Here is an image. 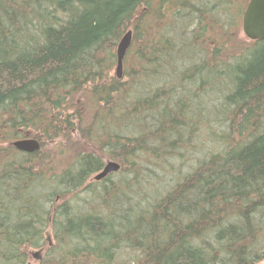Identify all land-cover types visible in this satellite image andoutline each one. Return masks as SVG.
Returning <instances> with one entry per match:
<instances>
[{
	"label": "trees",
	"instance_id": "16d2710c",
	"mask_svg": "<svg viewBox=\"0 0 264 264\" xmlns=\"http://www.w3.org/2000/svg\"><path fill=\"white\" fill-rule=\"evenodd\" d=\"M206 2L0 0V264L264 260V40Z\"/></svg>",
	"mask_w": 264,
	"mask_h": 264
},
{
	"label": "water",
	"instance_id": "95a60500",
	"mask_svg": "<svg viewBox=\"0 0 264 264\" xmlns=\"http://www.w3.org/2000/svg\"><path fill=\"white\" fill-rule=\"evenodd\" d=\"M241 26L243 33L250 40H264V0H248L242 14ZM132 40V31H126L116 46V76H122V62L125 54L130 47ZM12 146L20 151L32 153L40 148V143L36 138L28 137L13 141ZM120 169L119 163L107 161L102 169L98 171L92 179L102 180L110 173L117 172Z\"/></svg>",
	"mask_w": 264,
	"mask_h": 264
},
{
	"label": "rangeland",
	"instance_id": "374dc122",
	"mask_svg": "<svg viewBox=\"0 0 264 264\" xmlns=\"http://www.w3.org/2000/svg\"><path fill=\"white\" fill-rule=\"evenodd\" d=\"M206 1H207L206 6H208L211 9V11H213V15H215V19H220V18H222V19H231V18L232 19H238V22L236 24L230 25V27H231L230 31L227 34L225 33L228 36V37H226V39L229 41V43L227 44V45L230 44L229 48L232 46H235L236 48H241V46L251 44L250 42H252V40L248 39L245 36V34L243 33V30H242V26H241L242 12H243V9H245L244 7H245L246 2L248 0H231L230 3H226V0H221L219 3L215 2L216 0H206ZM222 28H223V26H222ZM222 28L219 31L220 33L222 32ZM221 34L222 35H218V39L221 37V40H223V42H224L226 40L223 38L224 32ZM239 45H241V46L239 47ZM259 46H261V45H259ZM237 51L238 50H232L233 53H235ZM213 83H215L216 86H220V87H222V85L224 84L223 81H213ZM7 145L8 144L5 141H2L1 146H7ZM211 145H212V143H211ZM105 161H107V160H105ZM95 174H92L87 179V182L95 181L92 179V177ZM85 194L86 193L81 194L80 196L87 197V195H85ZM67 198L71 199V195H67ZM46 235H47V239H48L49 243L51 245H54V240L52 238L51 233H49V231H48ZM37 252H40V255L42 257L46 253V250L44 248L42 250L36 249L34 251V254ZM125 255H126V253H124V256ZM39 261H40V259L37 260L36 258H34V255L32 256V253H31V259H30V261L28 260V264H40ZM257 264H264V260L257 263Z\"/></svg>",
	"mask_w": 264,
	"mask_h": 264
},
{
	"label": "flooded vegetation",
	"instance_id": "af4514ba",
	"mask_svg": "<svg viewBox=\"0 0 264 264\" xmlns=\"http://www.w3.org/2000/svg\"><path fill=\"white\" fill-rule=\"evenodd\" d=\"M27 138H28V137H27ZM21 139H23V138H21ZM33 255H34V258H36L37 260H38V259H41L40 252H37V253H35V254L33 253L32 256H33Z\"/></svg>",
	"mask_w": 264,
	"mask_h": 264
},
{
	"label": "bare ground",
	"instance_id": "6f19581e",
	"mask_svg": "<svg viewBox=\"0 0 264 264\" xmlns=\"http://www.w3.org/2000/svg\"><path fill=\"white\" fill-rule=\"evenodd\" d=\"M127 31H128V30H127ZM17 150H18V149H17ZM18 151H20V150H18ZM21 152H24V151H21ZM25 153H27V152H25ZM32 153H33V152H32ZM113 173H116V172H113ZM113 173H110V174H113ZM110 174H109V175H110ZM107 176H108V175H107ZM107 176H105L104 178H106ZM104 178H103V179H104ZM103 179H102V180H103ZM99 181H100V180H99Z\"/></svg>",
	"mask_w": 264,
	"mask_h": 264
}]
</instances>
